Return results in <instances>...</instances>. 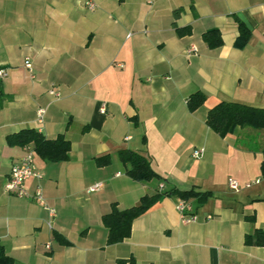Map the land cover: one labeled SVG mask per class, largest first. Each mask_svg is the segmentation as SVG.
I'll list each match as a JSON object with an SVG mask.
<instances>
[{
  "label": "crops",
  "instance_id": "crops-1",
  "mask_svg": "<svg viewBox=\"0 0 264 264\" xmlns=\"http://www.w3.org/2000/svg\"><path fill=\"white\" fill-rule=\"evenodd\" d=\"M239 23L249 32L243 48ZM211 29L218 48L203 40ZM191 46L196 54L186 53ZM0 69V252L14 264H264V248L244 244L264 230V131L220 137L205 122L221 102L264 109V0H0ZM196 92L204 104L189 112ZM23 129L63 135L70 152L54 163L33 151L42 178L28 179V196L18 197L4 185L27 150L7 137ZM250 138L260 143L243 144ZM120 150L147 157L158 176L129 177ZM37 187L55 217L32 198ZM174 189L209 193L187 200L196 222L183 223L178 195L163 196L128 239L107 245L102 217L112 203L126 209Z\"/></svg>",
  "mask_w": 264,
  "mask_h": 264
},
{
  "label": "trees",
  "instance_id": "trees-1",
  "mask_svg": "<svg viewBox=\"0 0 264 264\" xmlns=\"http://www.w3.org/2000/svg\"><path fill=\"white\" fill-rule=\"evenodd\" d=\"M239 36L235 41V47L243 48L248 41L249 32L241 23L238 24ZM179 35L189 33V28L177 29ZM203 40L211 48H218L222 40L217 29H211L203 34ZM205 97L202 93L191 94L187 99L189 112H194L203 106ZM207 126L220 137H226L238 129L251 128L264 131V109L246 106L234 102H221L208 110L205 120ZM11 146L28 147L32 146L33 151L41 159L48 162H65L70 152V142L63 135L56 139H46L35 129H23L7 137ZM118 156L126 168V174L139 182H148L158 175L151 168L147 157L131 150H120ZM99 166H106L109 163V156H103L96 160ZM264 175V161L262 163ZM176 194L182 200L204 201L209 193H199L194 190H170L165 193L156 192L153 195H144L139 203L126 209H119L116 203H112L110 211L103 215L102 223L107 229V245H114L123 242L131 235L132 223L145 214L153 204L163 196ZM246 246H257L264 248V230L256 229L244 236ZM132 260L117 261V264H133ZM0 264H14L13 259L3 251L0 252Z\"/></svg>",
  "mask_w": 264,
  "mask_h": 264
},
{
  "label": "built area",
  "instance_id": "built-area-1",
  "mask_svg": "<svg viewBox=\"0 0 264 264\" xmlns=\"http://www.w3.org/2000/svg\"><path fill=\"white\" fill-rule=\"evenodd\" d=\"M86 6L89 9H93L95 5L88 1L86 2ZM130 35H128L129 37ZM198 52L197 48L195 46H191L186 53L187 54H196ZM24 66L27 70L31 71V64L29 62V59L26 58L24 61ZM6 76L5 72L0 69V80L3 79ZM49 94L54 97H59V94L56 93L55 91H50ZM101 111H105V107L103 106L101 108ZM45 111L43 109H39L37 111L36 117H37V122L42 123L43 121V116H44ZM27 153L22 158L17 164L13 165L10 171V176L6 184L4 185V189L7 193L17 195L18 197H27L28 194L25 189V182L30 179V178H35V179H41L42 174L37 170L34 160H33V155L34 152L31 148L26 147ZM203 154V150H195L192 153V156L194 158H200ZM256 183H260V180H257ZM101 184H96L93 185L88 189L89 192H95L99 191L101 188ZM251 186V183H247L244 185L245 188H249ZM228 187L230 190L234 192H238L241 188L240 184L234 180V179H229L228 180ZM163 186H159V189L162 190ZM43 209H45L48 212V215L50 218L55 217L56 211L53 208H50L42 194V189L40 187H37V189L34 192V195L32 197ZM176 210L181 216V220L185 224L189 223H194L198 220V217L194 213L193 207L190 204V202L185 201V200H180L177 205H176ZM207 219H211L210 216L207 217ZM47 226L50 228V222H47ZM46 248L49 249V244L46 245Z\"/></svg>",
  "mask_w": 264,
  "mask_h": 264
},
{
  "label": "rangeland",
  "instance_id": "rangeland-1",
  "mask_svg": "<svg viewBox=\"0 0 264 264\" xmlns=\"http://www.w3.org/2000/svg\"><path fill=\"white\" fill-rule=\"evenodd\" d=\"M256 140L257 139L250 138V139H247V141L244 142L243 144H251L252 147H256V145L260 143L259 141H256ZM263 182H264V180H263Z\"/></svg>",
  "mask_w": 264,
  "mask_h": 264
}]
</instances>
